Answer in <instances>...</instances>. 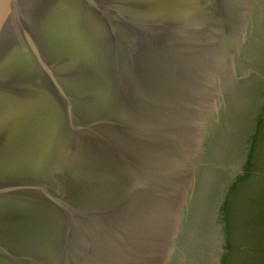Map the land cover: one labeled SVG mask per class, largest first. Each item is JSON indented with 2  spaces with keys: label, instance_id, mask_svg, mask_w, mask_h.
<instances>
[{
  "label": "water",
  "instance_id": "1",
  "mask_svg": "<svg viewBox=\"0 0 264 264\" xmlns=\"http://www.w3.org/2000/svg\"><path fill=\"white\" fill-rule=\"evenodd\" d=\"M264 110V0H0V264H220Z\"/></svg>",
  "mask_w": 264,
  "mask_h": 264
},
{
  "label": "trees",
  "instance_id": "2",
  "mask_svg": "<svg viewBox=\"0 0 264 264\" xmlns=\"http://www.w3.org/2000/svg\"><path fill=\"white\" fill-rule=\"evenodd\" d=\"M220 264H264V110L247 160L221 208Z\"/></svg>",
  "mask_w": 264,
  "mask_h": 264
}]
</instances>
